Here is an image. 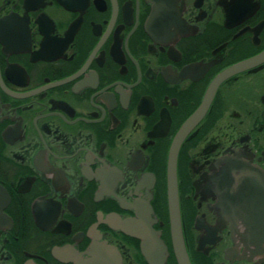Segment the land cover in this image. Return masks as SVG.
I'll list each match as a JSON object with an SVG mask.
<instances>
[{
    "label": "flooded vegetation",
    "instance_id": "1",
    "mask_svg": "<svg viewBox=\"0 0 264 264\" xmlns=\"http://www.w3.org/2000/svg\"><path fill=\"white\" fill-rule=\"evenodd\" d=\"M263 51L264 0H0V264H180L170 148ZM239 149L264 171V63L222 82L180 147L190 264H264L207 190ZM147 205L152 256L129 229Z\"/></svg>",
    "mask_w": 264,
    "mask_h": 264
},
{
    "label": "water",
    "instance_id": "2",
    "mask_svg": "<svg viewBox=\"0 0 264 264\" xmlns=\"http://www.w3.org/2000/svg\"><path fill=\"white\" fill-rule=\"evenodd\" d=\"M262 63L264 51L217 76L202 106L182 127L170 148L167 162L168 210L172 245L180 264H190L182 234L178 196L177 160L180 147L190 130L204 117L220 84L236 73ZM228 153L214 163L215 173L207 179V190L210 196L219 199L223 218L231 222L239 244L264 253V171L253 163V156L248 150H228ZM138 214V219L129 229L143 239L147 254L152 256L161 246L159 238L152 234L146 222L147 216L154 213L147 205Z\"/></svg>",
    "mask_w": 264,
    "mask_h": 264
}]
</instances>
